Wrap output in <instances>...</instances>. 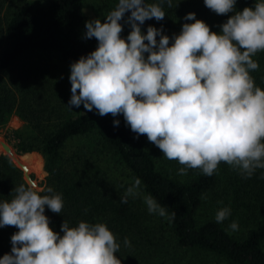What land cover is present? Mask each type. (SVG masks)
Masks as SVG:
<instances>
[{"label":"trees","instance_id":"1","mask_svg":"<svg viewBox=\"0 0 264 264\" xmlns=\"http://www.w3.org/2000/svg\"><path fill=\"white\" fill-rule=\"evenodd\" d=\"M256 2L237 0L236 10L254 7ZM116 3L0 0V127L12 115L22 122L10 132L14 151L39 153L45 172L41 188L51 187L61 194L60 214L45 207L50 227L62 235L64 220L69 226L80 221L106 223L120 244L116 256L122 264H181L183 260L186 264H264V169L244 178L221 163L212 176L199 169L180 175L182 165L167 160L146 136L137 137L122 114L100 116L82 104L69 105L70 66L97 47L95 38H85V22L97 18L104 22ZM164 11L163 20H146L142 31L146 33L149 25L162 27L171 38L184 23L193 22L184 20L192 12L219 32L233 14L217 15L203 0H173V7L165 4ZM129 14L120 21L122 38L130 31L125 23ZM31 54L55 61L36 63L27 59ZM253 59L259 69L250 74L264 90V52ZM24 157L29 165L40 166L37 154ZM135 178L141 180V194L122 203ZM20 184L28 185L21 170L0 154V201L11 200ZM145 195H151L169 215L175 213V218H151ZM222 207H229L231 215L217 223L215 215ZM233 221L238 222L237 231L229 228ZM16 231L0 227V257L10 253V238ZM125 238L130 246H125Z\"/></svg>","mask_w":264,"mask_h":264},{"label":"clouds","instance_id":"2","mask_svg":"<svg viewBox=\"0 0 264 264\" xmlns=\"http://www.w3.org/2000/svg\"><path fill=\"white\" fill-rule=\"evenodd\" d=\"M203 2L217 15L233 13L219 32L192 12L184 20L193 22L171 38L162 27L149 25L143 32L146 20L164 19V5L172 8L173 0H117L104 22L86 21L85 38H95L97 47L71 64L68 103L100 116L122 114L137 137L146 136L167 160L182 165L180 175L199 169L212 176L224 163L250 178L264 169V90L250 74L259 69L253 57L264 52V0L242 10H236L237 0ZM126 13L130 31L122 38ZM140 185L135 178L121 202L139 196ZM14 192L11 200L0 201V227L17 229L0 264H122L116 256L120 244L106 223L69 226L64 220L61 235L45 215L46 206L60 214L61 194L31 184ZM143 198L150 214L175 218L151 195ZM230 215L222 207L215 220ZM229 228L237 231L238 222ZM124 244L130 246L127 238Z\"/></svg>","mask_w":264,"mask_h":264},{"label":"rangeland","instance_id":"3","mask_svg":"<svg viewBox=\"0 0 264 264\" xmlns=\"http://www.w3.org/2000/svg\"><path fill=\"white\" fill-rule=\"evenodd\" d=\"M28 60H33V62L39 63L40 61H47V63L51 64L54 63L55 60H51L48 61V59L45 56H41L40 58H37L36 54H31L29 55V57H27ZM41 66H44L43 64H40ZM56 67V66H55ZM57 69H59V67H56ZM61 78L63 79V75L61 74ZM21 121L14 115H12L8 121L0 127V154H5L13 164H15L17 166V162L23 163L26 167H27V172L33 182V184L31 185H35L39 188L42 187V183H43V179L45 176V172L43 170V161H42V157L39 153L37 152H26V153H16L12 147L13 145V139L11 138V130L18 128L21 125ZM1 142H4L5 144H7L10 148V152L7 153L6 151H4V149L1 146ZM31 153H35L37 154V156L40 159V166L37 164H28V160H26V158L24 157V155L26 154H31ZM31 162V161H30ZM28 164V165H27ZM107 164H105L106 166ZM18 167V166H17ZM22 172V171H21ZM115 175V174H114ZM112 175L113 177H116ZM27 183V182H26ZM29 184V183H27ZM146 212L147 214L151 217V218H155V220L157 221L159 217V215L156 214H150L148 212L147 206H146ZM159 221L163 222V219L159 218ZM181 264H186L185 260H183V262Z\"/></svg>","mask_w":264,"mask_h":264},{"label":"water","instance_id":"4","mask_svg":"<svg viewBox=\"0 0 264 264\" xmlns=\"http://www.w3.org/2000/svg\"><path fill=\"white\" fill-rule=\"evenodd\" d=\"M1 146L2 148L4 149V151H6L7 153L10 152V148L7 144H5L4 142H1ZM17 166L18 168L22 171V177L23 179L29 183V184H33L28 172H27V167L23 164V163H20V162H17Z\"/></svg>","mask_w":264,"mask_h":264}]
</instances>
